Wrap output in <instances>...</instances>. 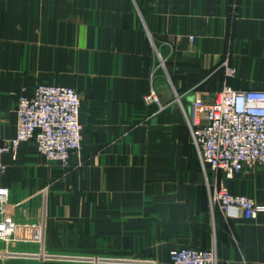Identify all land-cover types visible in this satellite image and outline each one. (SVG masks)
Instances as JSON below:
<instances>
[{"label":"crops","instance_id":"obj_1","mask_svg":"<svg viewBox=\"0 0 264 264\" xmlns=\"http://www.w3.org/2000/svg\"><path fill=\"white\" fill-rule=\"evenodd\" d=\"M38 83L80 94L81 148L67 165L31 140L2 153L19 229L0 264H170L213 239L217 264H264V210L210 209L185 121L224 84L264 89V0H0V142ZM206 177L264 205V163Z\"/></svg>","mask_w":264,"mask_h":264},{"label":"built area","instance_id":"obj_2","mask_svg":"<svg viewBox=\"0 0 264 264\" xmlns=\"http://www.w3.org/2000/svg\"><path fill=\"white\" fill-rule=\"evenodd\" d=\"M224 65L226 76H234V68L227 66V61ZM145 100L157 101L153 88ZM80 102L77 90L65 84L38 83L31 95H20L15 106V135L0 142L1 172L6 168L1 162L2 153L8 151L14 159L17 146L28 140L34 142L37 152L46 160L67 165L70 155L81 148ZM185 121L205 175L210 209L217 208L224 214L236 208L245 219L264 210V205L256 204L250 196L231 193L206 177L208 168L232 177L244 168L264 163V89H232L224 84L210 102L195 97ZM8 193L7 188L0 187V242L9 241L19 229V224L8 214ZM38 256L51 257L43 251ZM217 261L214 239L205 249L182 247L169 252L170 264H217Z\"/></svg>","mask_w":264,"mask_h":264},{"label":"water","instance_id":"obj_3","mask_svg":"<svg viewBox=\"0 0 264 264\" xmlns=\"http://www.w3.org/2000/svg\"><path fill=\"white\" fill-rule=\"evenodd\" d=\"M202 123H205L204 121Z\"/></svg>","mask_w":264,"mask_h":264}]
</instances>
